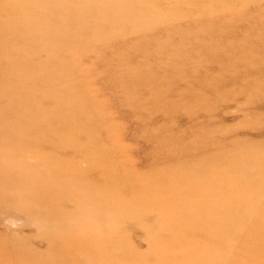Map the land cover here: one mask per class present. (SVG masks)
Returning <instances> with one entry per match:
<instances>
[{"label": "rangeland", "instance_id": "rangeland-1", "mask_svg": "<svg viewBox=\"0 0 264 264\" xmlns=\"http://www.w3.org/2000/svg\"><path fill=\"white\" fill-rule=\"evenodd\" d=\"M0 264H264V0H0Z\"/></svg>", "mask_w": 264, "mask_h": 264}]
</instances>
